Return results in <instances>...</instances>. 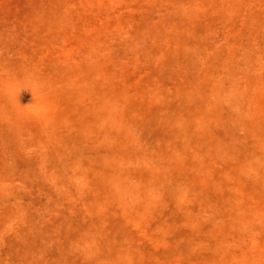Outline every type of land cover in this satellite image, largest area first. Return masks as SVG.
Instances as JSON below:
<instances>
[{"label":"rangeland","instance_id":"obj_1","mask_svg":"<svg viewBox=\"0 0 264 264\" xmlns=\"http://www.w3.org/2000/svg\"><path fill=\"white\" fill-rule=\"evenodd\" d=\"M0 264H264V0H0Z\"/></svg>","mask_w":264,"mask_h":264}]
</instances>
